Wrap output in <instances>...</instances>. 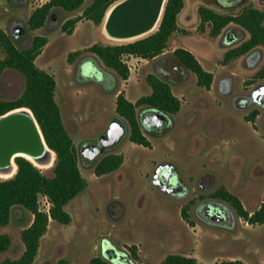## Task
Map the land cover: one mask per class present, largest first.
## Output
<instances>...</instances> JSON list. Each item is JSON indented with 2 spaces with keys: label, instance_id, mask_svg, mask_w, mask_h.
<instances>
[{
  "label": "rangeland",
  "instance_id": "374dc122",
  "mask_svg": "<svg viewBox=\"0 0 264 264\" xmlns=\"http://www.w3.org/2000/svg\"><path fill=\"white\" fill-rule=\"evenodd\" d=\"M91 1L84 0L71 12L58 9L45 26L31 30L27 20L40 1L0 0V31L10 34L17 47H28L35 34L48 38L35 63L55 77L54 97L77 148L81 174L87 181L85 189L65 205L71 221L62 224L49 219L31 264H89L94 256L109 259L107 252L111 250L117 254L124 250L133 264H161L169 253L194 256L203 264L233 259L264 264V224L251 225L239 219L237 231L233 232L201 222L190 206L186 209L187 222L182 216L187 202L176 201L160 192L151 179L155 167L169 160L187 183L193 185L203 173L214 172L218 187L237 193L249 211L259 206L264 192V175L255 178L252 169L259 167L264 174V111L254 105L246 109L235 108L229 96L219 92L218 85L222 83L223 90L230 88L242 95L250 94L264 84V77L260 75L264 67V46H260L262 56L253 66L249 64L254 58L246 59V55L225 62L226 53L244 41L248 33L233 23L218 35H212L209 26L200 30L198 7L238 13L246 5L264 10V0H184L178 16L179 31L170 37L164 57L154 64L150 60H136L135 56L123 57L131 66V76L126 82L120 81L117 87L125 90L130 101L135 102L142 95L151 93L146 75L156 72L169 81L182 105L170 116L172 126L164 134L156 136L143 128L151 141L150 147L131 141L126 124V133L120 141L103 152L122 153L123 163L103 175L95 174V161L87 158L81 147L86 141L98 139L112 121L121 119L115 112L116 80L102 69L100 60L92 57L83 62L82 75L74 77L78 57L69 62L67 55L97 42H121L104 33V19L99 25L81 19L71 34L60 29L66 18L80 15ZM17 23L26 27L24 37L12 34ZM227 31L235 34L233 42L226 41ZM178 47L191 51L201 65L213 73L209 89L198 86L196 75L174 57L173 50ZM89 54L87 51L82 53L83 56ZM2 57L4 52L0 48ZM23 85V75L7 69L0 79V96L13 99L20 94ZM144 108L148 107L138 106V114ZM254 109L258 110V115L253 122L247 121L245 115ZM54 161L55 154L51 166H36L44 174L52 175ZM32 218L29 211L17 208L8 224L0 225V233L11 237L9 248L0 253V261L17 258L22 253L24 245L20 232ZM230 224L234 229L235 224ZM131 245L136 246V259L131 256ZM111 261L115 262L114 259Z\"/></svg>",
  "mask_w": 264,
  "mask_h": 264
},
{
  "label": "trees",
  "instance_id": "16d2710c",
  "mask_svg": "<svg viewBox=\"0 0 264 264\" xmlns=\"http://www.w3.org/2000/svg\"><path fill=\"white\" fill-rule=\"evenodd\" d=\"M84 0H49L36 7L30 14L27 24L31 30L45 25L47 17L55 9L74 11ZM117 0H92L80 15L66 19L60 29L66 34L74 31L76 23L87 19L99 25L109 7ZM184 6V0H167L164 6L158 29L141 38L121 43H94L85 50H74L67 55V61L72 62L87 51L98 58L102 64L114 70L119 77L126 80L130 68L124 56H135L153 59L164 52L170 37L179 31L178 16ZM200 18L199 29L210 27L212 35H218L231 23L242 27L248 37L239 45L231 48L225 55L224 61L241 55H248L252 51L264 46V10L251 5L244 6L238 13H221L206 6L198 7ZM46 35L35 34L28 47L19 48L12 36L0 31V48L4 57L0 58V75L5 69H13L24 77V89L20 96L11 100L0 98V116L18 107L30 109L35 116L47 146L55 153L52 175L44 174L31 160L18 156L15 159L16 173L9 178L0 179V225H6L15 209H23L33 214L31 222L20 232L24 245L22 253L17 258H5L0 264H31L38 253L40 239L48 228L49 219L62 224L71 221L70 213L65 205L87 186V181L81 174L78 165V151L73 139L66 128L58 103L54 97L56 80L52 73L38 67L35 63L43 46L47 43ZM174 57L189 71L196 75L198 86L209 89L213 81V73L207 71L194 54L186 48L178 47L173 50ZM264 77V67L260 70ZM146 81L151 87V93L142 95L135 102L130 101L123 90L115 99V112L129 128V139L137 144L150 147L151 141L143 131L138 119L137 107L140 105L156 108L168 116L176 114L182 105L171 89L169 81L162 76L150 72ZM258 110L254 109L245 115L247 121H254ZM122 153H108L103 155L95 164L96 175L112 172L123 163ZM48 195L52 205L50 216L38 208V195ZM219 193L228 200L236 213L251 225L264 224V192L259 206L249 211L233 193L221 187ZM187 203L182 210L183 219L188 222ZM11 245V237L7 233H0V253ZM132 258L136 259V246H129ZM89 264H112L102 256H94ZM161 264H203L194 256L182 253H169ZM218 264H251L240 259L222 260Z\"/></svg>",
  "mask_w": 264,
  "mask_h": 264
},
{
  "label": "water",
  "instance_id": "95a60500",
  "mask_svg": "<svg viewBox=\"0 0 264 264\" xmlns=\"http://www.w3.org/2000/svg\"><path fill=\"white\" fill-rule=\"evenodd\" d=\"M166 0H119L108 9L103 23V30L108 37L120 42H128L152 33L161 19ZM25 27L17 23L13 35L24 34ZM236 39L232 31L226 34V41ZM261 49L252 51L245 56L254 58L249 66L255 65L261 58ZM251 97L256 106L264 109V84L251 91ZM145 116H138L139 122L147 127L160 130L171 126L169 116L163 111L150 108ZM126 123L122 119L112 121L105 133L96 140L86 141L81 152L91 161H96L104 150L120 141L126 133ZM55 153L47 146L39 124L32 111L26 107L14 108L0 116V172H10L12 158L21 155L31 160L35 165H45L51 162ZM6 162L5 165L1 162ZM53 162V161H52ZM166 163L159 165V170ZM3 165V166H1ZM111 254L107 252V257ZM124 255L118 256L121 260Z\"/></svg>",
  "mask_w": 264,
  "mask_h": 264
},
{
  "label": "flooded vegetation",
  "instance_id": "af4514ba",
  "mask_svg": "<svg viewBox=\"0 0 264 264\" xmlns=\"http://www.w3.org/2000/svg\"><path fill=\"white\" fill-rule=\"evenodd\" d=\"M38 1H40L38 6H41L44 3L48 2L49 0H44V1L38 0ZM117 1H119V0H117ZM117 1H115V2H117ZM56 10H58V9H55L47 17L45 25L47 24L49 19H52L53 17H55L54 12ZM60 10L62 11L63 9H59V11ZM83 10H82V12H83ZM82 12H81V14H82ZM68 18H70V17H68ZM68 18H66V19H68ZM160 21H161V19H160ZM160 21L158 22L157 28L155 30L158 29ZM24 35H27L26 34V27H25V30H24V34L20 35V36L24 37ZM91 57L93 59H95L96 61L98 59L94 55H91V54H89L88 56L80 55L78 57V60H77V62L75 64V67H74V77H77L78 75H82V73L84 71L83 62L86 61L88 58H91ZM5 70H7V69H5ZM4 71L1 73L0 79H1L2 74L4 73ZM221 84L218 85L219 86V92L221 94L229 96V98H230L232 104L235 106V108H237V109H246V108H249L250 106H253V105H254V107L256 106L254 104L253 100H252L251 93L250 94L246 93V94L239 95V94L234 93L233 89H230V88H224V90H223V87L221 86ZM24 85H25V82H24ZM24 85H23L22 91L20 92V94L18 96H20L21 93L23 92ZM17 97H15V98H17ZM0 98L2 100H11V99H4L1 96H0ZM257 107H259V106H257ZM259 108H261V107H259ZM147 109H150V108L149 107L148 108H144L140 112L139 116H145L147 114V112H146ZM261 109L264 111L263 108H261ZM169 119L171 121L170 116H169ZM142 127L145 129L146 132L153 133L156 136H160V135L164 134V131L170 126L163 127L160 130H156V129L147 127L145 124H142ZM105 154H103V155H105ZM103 155H101L93 163V165H95L98 162V160ZM18 156H21V155L13 156V158H12V168H11L10 172H7V173L0 172V179H6V178H9V177H12L16 173L17 165L15 163V159ZM5 163H6L5 161L1 162V164H3V165H5ZM161 163H166V164L162 167L161 170H159L158 168H159V165ZM161 163L158 164L155 167L154 171L151 174L152 183H153L154 187L157 190H159L160 192H162V193H164L166 195H170L176 201L190 203V207H191V210H192L193 214L201 222H204L206 224H210V225H213V226H222L224 229H227L229 231H233V232L235 230L237 231L238 220L239 219L243 220V219H242L241 216H239L236 213L234 208L228 203L229 201L226 200L221 193H219L221 187H218V179H217V176H216V174L214 172L207 171V172L203 173L200 177H198L196 182L193 185H191V184L187 183L183 179V177L181 176V174L178 171L177 167L171 161L165 160V161H163ZM51 164L49 166H51ZM3 165H1V166H3ZM49 166H46L44 168H47ZM257 169H260V170L258 171ZM252 175H253V177L255 176V178H258V177H260V176H262L264 174L261 173V168L254 167L252 169ZM225 189L228 190L229 192L235 194L240 199V201L242 202L241 198L238 196L237 193H235L234 191H231L228 188H225ZM114 204H116V203H114ZM117 209H119V207H117ZM12 215H13V213H12ZM230 222L235 224V228L234 229H232L233 227L231 228ZM109 252H110L111 255L109 256L108 260L112 264H133V260L131 258H129V256L127 255V253L124 250L122 251L121 254H117L113 250H111ZM122 254L124 256L122 257L121 260H119L118 256H120ZM112 259H114L115 262H112L111 261Z\"/></svg>",
  "mask_w": 264,
  "mask_h": 264
},
{
  "label": "crops",
  "instance_id": "0c3cea01",
  "mask_svg": "<svg viewBox=\"0 0 264 264\" xmlns=\"http://www.w3.org/2000/svg\"><path fill=\"white\" fill-rule=\"evenodd\" d=\"M166 51H167V50L165 49L163 53H161L160 55L154 57V58L151 59L150 61H152L153 64L156 63V62L158 61V59H161L162 57H164V53H165ZM135 59H136V60H139V61H143V62H148V61H149V59H144V58H140V57H135ZM98 61H99V59H98ZM98 63H99V62H98ZM99 65L102 67V69H103V68L106 69V70L103 69L105 72L110 73V74L115 78V80H116V87H115V88H118L117 86L120 85V81L126 82V81L130 78V76H131V73H130L129 77H128L126 80H124V79H122L121 77H119V75H117V73H116L114 70L105 67V66L102 64L101 61H100V64H99ZM130 69H131V67H130ZM131 71H132V70H131ZM154 73H156V72H154ZM156 74H158V73H156ZM158 75H159V74H158ZM115 88H114V89H115ZM121 90H123L124 93H125V90H124L122 87H119L118 90H117L116 96H117V94H118ZM177 97H178V96H177ZM115 99H116V97H115ZM71 137H72V136H71ZM73 143H74V142H73ZM245 223H246V224H249V223H247L246 221H245ZM194 227H195V226H194ZM192 255H193V254H192Z\"/></svg>",
  "mask_w": 264,
  "mask_h": 264
},
{
  "label": "built area",
  "instance_id": "2783aa9c",
  "mask_svg": "<svg viewBox=\"0 0 264 264\" xmlns=\"http://www.w3.org/2000/svg\"><path fill=\"white\" fill-rule=\"evenodd\" d=\"M129 68L131 67L130 64ZM52 203L48 197L47 194L45 193H39L38 195V208L40 211L46 212L50 216V207Z\"/></svg>",
  "mask_w": 264,
  "mask_h": 264
},
{
  "label": "bare ground",
  "instance_id": "6f19581e",
  "mask_svg": "<svg viewBox=\"0 0 264 264\" xmlns=\"http://www.w3.org/2000/svg\"><path fill=\"white\" fill-rule=\"evenodd\" d=\"M105 33V32H104ZM106 34V33H105ZM52 161L54 160V155L52 154V159H51ZM52 161L51 162H49L48 164H45V165H38V164H36V165H38V166H40V167H46V166H49L51 163H52ZM7 176V175H6Z\"/></svg>",
  "mask_w": 264,
  "mask_h": 264
}]
</instances>
